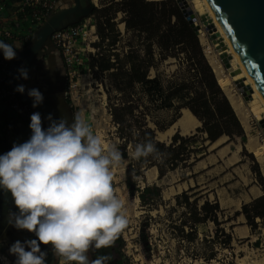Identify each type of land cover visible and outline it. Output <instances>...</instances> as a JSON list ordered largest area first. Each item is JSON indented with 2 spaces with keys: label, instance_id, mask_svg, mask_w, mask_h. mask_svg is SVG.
I'll list each match as a JSON object with an SVG mask.
<instances>
[{
  "label": "rangeland",
  "instance_id": "374dc122",
  "mask_svg": "<svg viewBox=\"0 0 264 264\" xmlns=\"http://www.w3.org/2000/svg\"><path fill=\"white\" fill-rule=\"evenodd\" d=\"M82 1L84 4L88 2ZM91 1L99 8L109 5V0ZM200 1L203 4V13L194 7L193 0H187L201 27L200 40L204 52L212 65L220 64L222 75L230 76L231 69L229 70L227 65L237 69L236 57L227 41L220 39L221 35L219 37L215 33L213 25L208 20V17L212 15L207 3L205 0ZM68 6L62 4L61 8ZM113 10H108V13L113 14ZM124 17L123 12L116 14L113 19L116 23L115 30L112 31V28L106 30L105 34L108 38L105 40L99 36L94 14L83 19L79 24L84 23L88 25V28L87 33L80 39L81 49H84L81 54V64L72 66L71 71L65 67L68 77L66 91L73 113H83L94 132L100 135L105 143L115 145L123 155L122 165L113 170V186L116 194L124 201L125 214L129 221L127 228L120 234L122 243L119 247L121 253L119 257L123 264H235L233 244L224 243L225 236L222 232L216 234L217 226L213 222L207 221L200 224L197 234L190 232V226L195 211H200L201 205L206 200L212 203L218 201L222 209L219 215L222 227L227 233L232 234V223L235 225L237 220V211L234 207L242 209L243 204L253 200H247L249 199L247 192L252 186H259L262 189L258 172L260 171L264 178V161H260L257 153L254 152V146H264V104L260 105L262 107L257 113L245 105L244 111L248 114L247 116L245 114L246 118L239 117L240 120L248 119L244 123V120H241L245 131L243 139L238 136L230 138L226 135L214 144L205 141L206 152L196 157L191 156L187 166L181 165L169 171L161 179H159L157 167L146 168L143 176H136L133 171V151L125 147L118 137V125L114 123L110 114V105L113 103L134 105L136 114L146 112L147 114L141 116V119L156 130L157 138L161 141H169L176 132H184V130L178 120L172 124L173 117L177 114L175 109L158 108V104L150 101L146 96L142 85H134L127 90V95L123 96V93L114 89L109 72H103L97 67L100 52L101 55H106V59L110 58L116 62L118 59L123 60L129 49L138 48V45L144 41L146 46L145 34L142 39H139L131 31L128 32L123 22ZM223 43L226 45L228 63H225L219 55V52L223 51ZM139 48L143 49L144 46ZM143 52L141 51L142 57H144ZM187 57L188 54L180 52L177 57H170L164 61L157 59L156 68H151L149 74L155 76L158 73L165 83L169 80L180 81L190 78L194 74L195 66ZM228 89L245 104L247 103L234 80L228 81ZM223 90L226 93L225 89ZM124 97L127 99L126 102H123ZM227 97L229 98L228 95ZM186 109H180L181 116ZM14 116L10 118L13 121ZM16 120L23 122L19 117ZM7 123L6 121L4 124L7 125ZM2 128L0 153H4L3 137L7 131L4 125ZM196 132L197 127L181 134L191 135ZM198 135L201 142H204L206 133ZM155 183L161 187L162 197L150 205H142L137 194L139 187L143 188L147 184ZM184 191L190 197V205L184 202L186 200L185 196H182ZM178 196H181L180 203L177 202ZM229 198L234 200V207H228ZM245 200L248 202H244ZM228 219L231 220L228 221ZM257 221L262 220L257 218ZM232 242L236 248L238 245L247 247L245 241ZM9 248L8 242L0 237L1 264H5L3 261L15 264L13 259V263L10 260ZM241 256L239 253L235 254L237 261H240L238 258H242ZM240 263L245 264L244 260Z\"/></svg>",
  "mask_w": 264,
  "mask_h": 264
},
{
  "label": "clouds",
  "instance_id": "9594fccd",
  "mask_svg": "<svg viewBox=\"0 0 264 264\" xmlns=\"http://www.w3.org/2000/svg\"><path fill=\"white\" fill-rule=\"evenodd\" d=\"M22 47L21 41L0 40L8 61ZM18 74L17 78H29L24 67ZM25 90L22 84L15 89L21 94ZM27 95L34 108L43 103L39 89H28ZM47 119L44 129L41 114H31L30 138L0 155V192L10 193L18 209L9 211L8 223L36 237L17 240L9 253L16 256L15 264H46L43 244L51 245L66 264H109L111 256L90 259L88 253L113 246L128 226L124 201L113 186V170L122 165L123 155L94 132L81 112L73 113L71 124L66 118L53 119L52 114ZM149 156L162 159L163 154L150 140L135 145L133 159Z\"/></svg>",
  "mask_w": 264,
  "mask_h": 264
},
{
  "label": "trees",
  "instance_id": "16d2710c",
  "mask_svg": "<svg viewBox=\"0 0 264 264\" xmlns=\"http://www.w3.org/2000/svg\"><path fill=\"white\" fill-rule=\"evenodd\" d=\"M87 1L94 7L92 14L96 17V27L103 40L108 38V35L105 34L106 30L109 28H112V31L115 30L116 23L113 19L118 12L124 13L123 22H125L128 32L131 31L139 39H142L145 34L146 46L144 41L138 45V48L129 49L123 60L118 59L113 62L110 58L106 59L105 54L99 53L97 67L103 72H109L114 89L126 96L129 88L136 84L142 85L145 88L146 96L150 101L157 103L158 108L175 109L177 114L173 117L172 124L182 117L179 112L182 108L189 109L202 122V125L197 127L196 133L182 135L178 131L169 141H161L157 138L156 130L141 119V116L147 114L146 112H141L140 115L136 114L134 105L114 103L110 105V114L114 123L118 125V137L125 147L134 151L137 143L150 140L163 154L162 159H154L152 156L139 161L132 159L133 171L136 176H143L146 168L157 167L159 179H161L169 171L175 170L181 165L187 166L191 156L196 157L198 154L206 152L205 141L214 144L226 135L230 138L238 136L243 139L245 137L244 126L219 83L216 72L204 52L200 36L186 19L178 0H109V5L101 8L95 6L91 0ZM61 2L67 5L71 4L72 0H61L59 5ZM110 9H114L111 15L108 13ZM28 45L29 43L23 44L22 48ZM142 45L144 48H139ZM141 51H144V57H142ZM180 52L188 54V60L195 66L192 77L180 81L169 80L165 83L158 73L155 76L149 74L151 68H156L157 59L164 61L170 57H177ZM36 75L41 76L39 72ZM67 101L71 105L68 96ZM126 101L127 99L124 97L123 102ZM10 112L2 109L4 120L7 122L14 114ZM1 128L2 125H0ZM199 133H206L204 142L199 139ZM11 148L5 134L3 137L4 153L10 151ZM4 153H0V155ZM258 175L264 192V178L260 171ZM137 194L142 205H150L162 197V190L156 183L147 184L143 188L139 187ZM183 195L186 198L184 202L190 205L188 193L184 191ZM180 198L181 196L177 197L178 203L181 202ZM221 211L218 201L212 203L206 200L201 205L200 211H195L190 232L197 234L200 224L211 221L217 226L216 234L222 232L226 239L224 243L231 245L233 236L222 227L219 217ZM236 214H243L247 224L253 231H256L259 227L257 218L264 220V193L251 202L243 204L241 211ZM230 220L228 219V221ZM117 242L120 247L121 235ZM258 244L257 242L256 245ZM115 251L117 256L121 255L119 248ZM114 263L123 264V261L120 257H118V261L114 257Z\"/></svg>",
  "mask_w": 264,
  "mask_h": 264
},
{
  "label": "water",
  "instance_id": "95a60500",
  "mask_svg": "<svg viewBox=\"0 0 264 264\" xmlns=\"http://www.w3.org/2000/svg\"><path fill=\"white\" fill-rule=\"evenodd\" d=\"M215 12L222 28L229 36L235 49L239 53L242 61L247 67L250 75L257 84L261 95L264 98V0H207ZM186 19L200 36L201 27L197 23L194 10L187 0H178ZM51 13L43 25H41L33 35L29 45L22 50H18L17 57L13 60L10 67V84L15 90L18 85L25 86L23 94L16 91L20 99L34 111L39 112L42 118V126L47 129L49 114L53 119L59 120L66 118L68 123H72L73 109L67 101L66 80L57 73L53 58L59 53L55 48L52 35L54 32L67 28L71 25L80 23L83 19L92 14L93 5L90 2L83 3L82 0H72L66 8H61ZM214 28V27H213ZM215 29V28H214ZM215 31V30H214ZM226 45H223V50ZM46 58L44 59V57ZM40 70L36 71L37 65ZM24 67L28 70L27 80L18 77V69ZM33 71V73H32ZM34 72H39L40 91L44 97L43 103L34 108L33 100L27 95V90L35 88L30 78ZM216 72V71H215ZM242 95L250 101L253 89L250 86L240 88ZM252 104V103H250ZM253 106V105H250ZM253 109L255 113L260 108ZM7 126L6 135L11 146L14 143H24L31 136L29 124L19 122L14 116ZM16 212V208L10 193L0 192V237L5 239L9 246L16 242L17 236L23 238L21 230H18L8 223L9 211ZM22 243L24 241H21ZM16 261V256L11 255ZM59 259V258H58ZM1 264V263H0ZM113 264V262H110Z\"/></svg>",
  "mask_w": 264,
  "mask_h": 264
},
{
  "label": "built area",
  "instance_id": "2783aa9c",
  "mask_svg": "<svg viewBox=\"0 0 264 264\" xmlns=\"http://www.w3.org/2000/svg\"><path fill=\"white\" fill-rule=\"evenodd\" d=\"M60 1L0 0V40L9 44H14L16 41H21L23 44L30 43L34 32L43 25L51 13L58 9ZM11 8L13 11L9 20L5 19L2 16L3 12ZM87 28L88 25L78 23L56 31L52 35L53 44L62 55L65 67H68L70 71L72 66L81 64L80 59L84 49H81L80 39L87 33ZM13 60H5L0 51V124L4 125L5 130L8 123L4 124L6 121L2 109L11 111L13 115L27 123H30L31 114L36 112L25 104L11 87L10 67ZM3 263L8 264L6 261ZM57 264H66V262L59 258ZM67 264H74V262H67Z\"/></svg>",
  "mask_w": 264,
  "mask_h": 264
},
{
  "label": "crops",
  "instance_id": "0c3cea01",
  "mask_svg": "<svg viewBox=\"0 0 264 264\" xmlns=\"http://www.w3.org/2000/svg\"><path fill=\"white\" fill-rule=\"evenodd\" d=\"M12 11H13L12 8L9 10L7 9V11L3 12L2 16L5 19L9 20L12 14ZM45 58L46 56L44 57V59ZM55 59H57V56L53 58L54 64H55ZM39 91H42V90H39ZM194 117H195V121H193L192 123L190 122L189 124H186L185 125L186 127L185 126L183 127V125L181 124L185 133L201 125L200 120L196 118V116ZM181 120H182V117L178 120V122H180ZM8 123H9V120H8ZM184 132L181 131V133H184ZM1 133H2V130L0 129V135ZM262 194H263V190L259 186L254 185L247 192V195L249 196V199L247 200L249 201V200L255 199L261 196ZM247 200H245L244 202H248ZM228 207L230 208L234 207V200L231 198H229ZM234 210L237 212H240L241 209L240 207L235 206ZM232 224L233 225H232L231 231H232L233 241L238 240V242L245 241L247 243V247L238 245V248H236L235 244L232 242L234 246V249H233L234 253L235 254L239 253V255H242L241 256L242 258H238V260L240 261L244 260L245 264H264V220L259 222V227L256 231H253L251 227L247 224V220L243 214L237 215V220L235 221V225L234 223ZM21 231L23 234V238L17 236V239L19 241L36 239L33 233H30L27 230H21ZM257 242L259 243L258 245H256ZM40 247H41V251L47 253L46 264H57L58 263L59 259L56 255H54L51 245L41 244ZM26 250H29V249L26 248ZM235 254H233L234 259H235V264H241L240 261H237V258H235ZM117 255L118 254L115 255V260L118 261L119 256ZM10 260L13 263L12 258Z\"/></svg>",
  "mask_w": 264,
  "mask_h": 264
},
{
  "label": "bare ground",
  "instance_id": "6f19581e",
  "mask_svg": "<svg viewBox=\"0 0 264 264\" xmlns=\"http://www.w3.org/2000/svg\"><path fill=\"white\" fill-rule=\"evenodd\" d=\"M205 2L207 3V5H208V7H209V9L211 11V15H212V17H208V20L211 22V25H213V27L215 28V33L217 35H219V37L221 35L220 39H224V40L227 41L229 47L232 49L233 54L236 57L235 61L238 63V68L237 69L234 68V67L231 68L230 65H227L228 69L229 70L231 69L230 70L231 73H230V76H229V75H222L221 74V69L219 68L220 64L214 63L213 65L212 64L211 65L213 66L214 70L216 71L219 83L222 85L223 89H225L227 95L229 96V99H230L234 109L236 110L237 115L239 117L243 118V117H245V114H246V116L248 114L247 111L246 112L244 111L245 110V105H247L249 108H251V110L257 109L258 107H260L261 104H264V98L261 95V93L259 91V88H258L257 84L255 83L254 79L250 75L247 67L245 66L244 62L242 61L239 53L237 52V50L235 49L233 43L231 42L229 36L226 34L224 29L222 28V26H221L218 18L216 17L215 12L212 9L211 5L209 4V2L207 0H205ZM193 4H194V7L197 10H199L201 13H203L204 8H203L202 1L193 0ZM212 18H213V20H212ZM214 22H215L216 25L214 24ZM225 51L226 50H223V51L219 52V55H220L221 59L225 63H228L229 58H228V55H227V53ZM215 58H216V56H215ZM234 64H236V63H234ZM229 80H231V81L234 80L236 82V85L238 86L239 89L243 88V87H247L248 83H249L250 84L249 86L253 89V92L250 95L251 96L250 101H247V103L245 104L242 99H240L235 93H233L231 90H229L228 89V81ZM250 103H252V104H250ZM250 105H253V106H250ZM241 120H244V119H241ZM247 120H244L243 123L245 121H247ZM193 121H195V117H194L193 113L190 110L186 109L184 115L182 116V120L180 121V123L184 127L186 124H189L190 122L192 123ZM254 152L257 153L258 158L260 159V161H264V146H257V147L254 146Z\"/></svg>",
  "mask_w": 264,
  "mask_h": 264
},
{
  "label": "flooded vegetation",
  "instance_id": "af4514ba",
  "mask_svg": "<svg viewBox=\"0 0 264 264\" xmlns=\"http://www.w3.org/2000/svg\"><path fill=\"white\" fill-rule=\"evenodd\" d=\"M55 64H56V70H57V73L59 75H61V78L66 80V84H67V81H68V77H67V72H66V69H65V65H64V62H63V59H62V55L61 54H57V59H55ZM40 65L38 64L37 67H36V71L40 70ZM33 73V71H32ZM31 75L33 77L30 78L31 80V83H33V86H35L36 89H39V86L40 85V78L36 75V72H34V74ZM39 90H42V88H40ZM24 122V121H23ZM17 212V211H16ZM118 239V238H117ZM117 239L116 241L114 242V245L111 246L110 248H106V249H101V250H98V251H90L88 253L90 259H95L97 257V255H109L111 256V260L109 261V264L110 262H113L114 263V257L116 255V249L118 250V242H117Z\"/></svg>",
  "mask_w": 264,
  "mask_h": 264
}]
</instances>
